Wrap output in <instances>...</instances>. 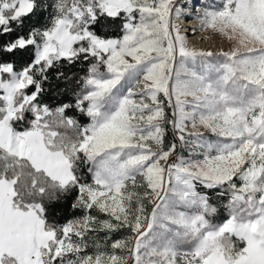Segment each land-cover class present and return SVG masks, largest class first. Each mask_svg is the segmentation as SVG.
Listing matches in <instances>:
<instances>
[{
    "label": "snow or ice",
    "instance_id": "1",
    "mask_svg": "<svg viewBox=\"0 0 264 264\" xmlns=\"http://www.w3.org/2000/svg\"><path fill=\"white\" fill-rule=\"evenodd\" d=\"M0 264H264V0H0Z\"/></svg>",
    "mask_w": 264,
    "mask_h": 264
},
{
    "label": "rangeland",
    "instance_id": "2",
    "mask_svg": "<svg viewBox=\"0 0 264 264\" xmlns=\"http://www.w3.org/2000/svg\"><path fill=\"white\" fill-rule=\"evenodd\" d=\"M214 0H178V3H188L195 4L197 8H202L205 5L212 4ZM191 11V9H187ZM182 29L187 30V35L189 36V45L198 49L211 50L214 52H219L222 50H228L231 47V43L225 38L212 33L211 31H199V20L196 18V13L193 12L192 15H184L179 21ZM197 29L193 33L192 29ZM207 136L213 138L210 133H206Z\"/></svg>",
    "mask_w": 264,
    "mask_h": 264
},
{
    "label": "trees",
    "instance_id": "3",
    "mask_svg": "<svg viewBox=\"0 0 264 264\" xmlns=\"http://www.w3.org/2000/svg\"><path fill=\"white\" fill-rule=\"evenodd\" d=\"M98 31L101 32V34L104 35H119L118 29H98ZM83 74L82 72L80 73ZM49 103H52L51 100L48 101ZM83 123H87V120L85 118H81ZM69 202H65L62 204H53L49 206V213H50V219H55L58 223H64L66 220L71 219L73 215H78V213H74L69 208ZM120 235H123L121 233Z\"/></svg>",
    "mask_w": 264,
    "mask_h": 264
}]
</instances>
